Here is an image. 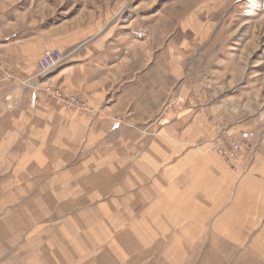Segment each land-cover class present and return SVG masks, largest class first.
Returning a JSON list of instances; mask_svg holds the SVG:
<instances>
[{"label": "crops", "instance_id": "1", "mask_svg": "<svg viewBox=\"0 0 264 264\" xmlns=\"http://www.w3.org/2000/svg\"><path fill=\"white\" fill-rule=\"evenodd\" d=\"M121 21L47 44L0 27V264H151L205 236L264 244V134L225 163L211 150L221 108L166 110L183 78H167L146 21L139 37ZM54 49L70 53L47 78L37 62ZM73 96L92 113L68 112Z\"/></svg>", "mask_w": 264, "mask_h": 264}, {"label": "rangeland", "instance_id": "2", "mask_svg": "<svg viewBox=\"0 0 264 264\" xmlns=\"http://www.w3.org/2000/svg\"><path fill=\"white\" fill-rule=\"evenodd\" d=\"M0 9L12 14L0 20L4 37L15 39L22 31L18 37H27L31 31L41 44L91 38L117 19L123 20L117 29L135 30L132 35L139 37V24L146 21L153 54L165 51L167 78H183L179 93L167 100V106H176L174 113L190 103L221 108L218 122L225 128L212 145L226 135L244 138L243 149L252 148L257 132L264 134V0H0ZM62 52L65 61L70 51ZM238 126L246 133L237 135ZM204 238L185 243L182 253L169 244L167 258L151 264H264L262 243Z\"/></svg>", "mask_w": 264, "mask_h": 264}, {"label": "built area", "instance_id": "3", "mask_svg": "<svg viewBox=\"0 0 264 264\" xmlns=\"http://www.w3.org/2000/svg\"><path fill=\"white\" fill-rule=\"evenodd\" d=\"M64 59L65 57L61 50L54 49L44 51L37 62L40 75H50L57 67L60 66V64H62ZM46 91L52 92L53 89L51 87H47ZM64 107L68 112L76 111L80 118H84L92 113L89 106L78 97L65 99ZM166 110L175 112L176 106H174V104H169L166 107ZM244 140V138L232 139L226 135H222L213 142L212 150L224 162L237 163L240 159V154L243 151L245 144Z\"/></svg>", "mask_w": 264, "mask_h": 264}]
</instances>
